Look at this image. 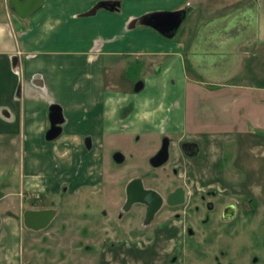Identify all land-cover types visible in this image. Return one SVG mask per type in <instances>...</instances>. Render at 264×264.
Returning a JSON list of instances; mask_svg holds the SVG:
<instances>
[{"label":"crops","instance_id":"obj_1","mask_svg":"<svg viewBox=\"0 0 264 264\" xmlns=\"http://www.w3.org/2000/svg\"><path fill=\"white\" fill-rule=\"evenodd\" d=\"M8 1L0 0V151L6 142L20 148L19 182L36 178L56 189L93 180L105 146L116 148L130 136L139 146L141 138L183 132L186 105L182 111L168 93L186 94L193 82L187 63L208 84L228 86L226 80L240 75L249 79L240 85L244 91L264 90L263 0H43L24 17ZM210 3L224 10L199 15L197 8ZM177 9L185 15L171 37L141 23L151 13ZM130 63L140 77L120 85ZM250 98L241 103L251 105ZM54 105L61 132L47 140ZM249 109L255 115L254 104Z\"/></svg>","mask_w":264,"mask_h":264},{"label":"rangeland","instance_id":"obj_2","mask_svg":"<svg viewBox=\"0 0 264 264\" xmlns=\"http://www.w3.org/2000/svg\"><path fill=\"white\" fill-rule=\"evenodd\" d=\"M223 8L215 9L210 3L197 11L204 17ZM188 21L182 23L177 36ZM186 30L189 43L193 30L189 26ZM261 43L263 56L264 13ZM138 68L130 63V74L118 77V83H133L140 77ZM186 68L193 79L186 94L168 93V99L179 98L182 111L186 105V128L168 137V158L160 165H153L150 158L161 138H141L138 146L139 139L130 136L128 141L119 140L116 148H103L93 180L49 189L40 179L18 181L22 152L18 145L6 142L0 151V264H23L25 260L31 264H264V90L244 91L240 85L246 79L249 84V79L240 80V75L226 80L228 86L211 85L205 76L190 70L188 63ZM261 80L264 86L263 74ZM246 95L255 98L254 103H241ZM253 104L255 115L249 109ZM182 142H192L195 148L184 151ZM116 152L122 159L114 157ZM133 178L163 196L176 186L184 187L192 209L196 202L201 208L198 198L203 195L215 202L216 210L229 202L241 210L251 198L254 211L250 215L241 211L227 226L229 232H224V222L215 213L208 229H202V208V212H186L187 219L179 220L164 207L144 225L141 204L132 205L129 211L122 208L125 186ZM44 207L56 210L54 219L46 230L29 231L23 212ZM188 219L198 220L192 237L183 230V221ZM162 224L175 228L177 235L158 236Z\"/></svg>","mask_w":264,"mask_h":264},{"label":"water","instance_id":"obj_3","mask_svg":"<svg viewBox=\"0 0 264 264\" xmlns=\"http://www.w3.org/2000/svg\"><path fill=\"white\" fill-rule=\"evenodd\" d=\"M43 0H9L8 4L13 8L15 14L20 17L27 16L30 12L36 9ZM99 6H105V4H97L94 9ZM185 15V11L182 9H177L167 12L151 13L145 16L141 23L147 24L155 29L158 33L165 37H171L174 31L179 27L182 19ZM142 87V82L139 81L135 83L134 90L137 91ZM50 127L46 132V139L52 140L56 138L61 132L62 116L60 113V108L58 106L50 107ZM86 146L89 148L91 141L89 138L85 140ZM117 160L122 159L119 152L114 154ZM168 158L167 144L163 142L160 150L155 153L151 158L150 162L153 165H160L164 163ZM178 196L181 194L177 193ZM176 196V193L170 194L169 197ZM134 202H142L148 206L147 216L148 219L153 213L159 208L161 203L160 194L154 189L144 188L142 185V180L140 178L131 179L126 186V202L124 204V209H128ZM55 210L52 208L47 209H27L23 214V221L25 226L31 229H43L54 218Z\"/></svg>","mask_w":264,"mask_h":264},{"label":"flooded vegetation","instance_id":"obj_4","mask_svg":"<svg viewBox=\"0 0 264 264\" xmlns=\"http://www.w3.org/2000/svg\"><path fill=\"white\" fill-rule=\"evenodd\" d=\"M163 137L161 138V143L156 148L154 154L157 153L160 150V148L162 147L164 141L167 144V148L169 149L170 140H169V138H163ZM180 145H181L180 147L184 151H186V150H192V149L195 148L194 143H192V142H182ZM142 185H143V182H142ZM126 186H125V196H126ZM150 189H152V188H150ZM173 193H176V196L169 197V195L170 194H173ZM177 193L178 194L180 193L181 196H178ZM186 195H187L186 189L184 187H181V186H176L171 191H168L164 196L160 194V196H161V203L159 205V208L148 219L146 218L148 206L145 203H142V202H134L133 204H131V206L128 209H124V204L126 202V197H125V201H124V203L122 205V208H123L124 211H129V209L132 207V205H134V204H141L143 206V208H144V215H143V223H145L144 225L150 224L151 221L153 220L154 216L157 214V212H159L164 207L167 210L168 209L171 210V212H172L171 215L173 216L174 219H177L178 218L179 220H183V219L185 220V219H187L186 212H190V211L200 212L201 211V208H202L204 210V212L201 211L203 213V215H202V217L199 220L201 226H203L202 229L204 228L206 230V227L208 229L209 223L212 222L213 214L215 213V214L218 215L219 220H221L222 222H224V226H225L224 232H229V228L228 227L233 224V222L235 221V219L237 218L238 214L241 211H243V213H242L243 215L253 214V212H250V210H253L254 211V208H251V205L253 204L254 199H251V198H249L247 200L248 206L247 207H244V208L242 207L243 209H241V210H240L238 204H235V203H232V202H229L227 204H224L219 210H216L217 207H216L215 202L212 201V200H206L203 195H201L198 198L199 201H200V204H201V208L198 205V203L196 202L194 204L193 209H192L190 206H188L189 205L188 204L189 203V200L187 199V196ZM47 208H52V207L36 208L35 210H37V209H47ZM52 209H54V208H52ZM24 212H23V214H24ZM55 215H56V210H55ZM55 215H54V217H55ZM120 217H121V214L119 213L118 214V218H120ZM197 221L198 220H196V223H194V222L192 223L191 219H188V222L183 221V230H184V233L187 236H189V237H192L193 236V233H194L193 227L196 226ZM23 223H24V221H23ZM169 227H172V226L169 225ZM169 227H166L165 224H162L159 227L158 236L159 235H162V236L165 235V236H169V237L170 236L171 237L176 236L177 235V232H176L175 228L172 227L173 229H170ZM46 228L47 227H45L43 229L35 230V229H31V228H28L27 227V229L29 231H31V232L43 231V230H46ZM23 264H31V262L28 261V260H25Z\"/></svg>","mask_w":264,"mask_h":264},{"label":"trees","instance_id":"obj_5","mask_svg":"<svg viewBox=\"0 0 264 264\" xmlns=\"http://www.w3.org/2000/svg\"><path fill=\"white\" fill-rule=\"evenodd\" d=\"M158 33V32H157ZM161 37H164L163 35H161L160 33H158ZM165 38V37H164Z\"/></svg>","mask_w":264,"mask_h":264}]
</instances>
